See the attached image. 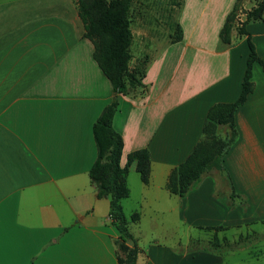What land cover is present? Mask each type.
<instances>
[{
  "label": "crops",
  "instance_id": "0c3cea01",
  "mask_svg": "<svg viewBox=\"0 0 264 264\" xmlns=\"http://www.w3.org/2000/svg\"><path fill=\"white\" fill-rule=\"evenodd\" d=\"M258 1L183 0L182 37L169 42L162 70L155 71L149 54L140 85L118 97L112 127L122 139L120 165L131 152L149 153L148 183L132 163L129 193L120 201L128 220L138 215L131 235L143 264H222L209 242L210 252L190 251V241L182 248L180 239L166 235L160 243L140 230L145 217L214 233L245 223L252 207L251 217L264 216V74L256 63L222 171L203 174L184 197L166 188L171 171L201 139L208 110L239 96L248 48L237 20ZM235 5L236 41L230 32L225 44L219 32ZM245 30L264 62V21ZM83 34L75 0H0V264H117L109 199L95 197L88 176L96 159L93 124L112 89ZM209 35L220 45L213 48ZM139 48L131 53V69L152 46ZM236 195L244 201L242 213L231 203ZM129 202L135 208L127 217Z\"/></svg>",
  "mask_w": 264,
  "mask_h": 264
},
{
  "label": "trees",
  "instance_id": "16d2710c",
  "mask_svg": "<svg viewBox=\"0 0 264 264\" xmlns=\"http://www.w3.org/2000/svg\"><path fill=\"white\" fill-rule=\"evenodd\" d=\"M79 19L84 28L83 37L93 45V59L112 89L110 102L103 107L92 128L96 149V159L89 169L88 176L95 188L97 199H109L108 216L110 224L118 232L114 242L117 264H140V253L136 240L128 231L129 221H138V215L132 214L128 220L121 208L120 201L128 196L126 177L132 163L143 184L149 179V153L145 149L137 150L126 156L120 165L122 139L114 131L112 120L118 108L119 95L126 94L129 88L140 85L144 77V63L131 69V45L133 35L130 29V8L132 0H75ZM179 6V2L177 3ZM238 5L226 17L220 32V40L228 44L230 32L235 25ZM264 21V0L245 13L238 24L237 33L246 36L248 54L245 70L240 84L238 98L232 103H217L207 112L201 139L193 147L187 158L174 168L167 180L166 188L172 195L184 197L192 184L212 169L222 171V160L234 143L237 132L234 114L253 90L251 69L254 63L261 67L264 74V62L257 56L254 46L245 30L248 23ZM182 32L177 23L175 38L170 43L180 41ZM224 127L223 139L216 135V129ZM216 240L215 236L213 237ZM131 243V247L127 243Z\"/></svg>",
  "mask_w": 264,
  "mask_h": 264
},
{
  "label": "rangeland",
  "instance_id": "374dc122",
  "mask_svg": "<svg viewBox=\"0 0 264 264\" xmlns=\"http://www.w3.org/2000/svg\"><path fill=\"white\" fill-rule=\"evenodd\" d=\"M180 1L179 12L176 20L177 3L178 0H132L130 8V29L133 35L131 53L137 54L139 47L149 44L151 49L147 48L144 56H140L137 62L133 63V68L137 67L148 61L151 56L155 55V71L162 70L160 63L162 57L169 47L170 40L175 38V29L179 18L181 17V5L183 0ZM251 5L248 4V7ZM245 10L241 14H245ZM245 16L241 17L243 21ZM241 21V22H242ZM240 23L237 20V25ZM233 42L236 41L233 38L237 35L235 29L231 31ZM209 39L213 40V48L216 45H220L219 38L217 36L209 35ZM156 52V53H155ZM142 55V53L140 54ZM132 68V69H133ZM226 134V129L220 127L216 129V135L223 139ZM232 200V201H231ZM231 203L233 205L238 204L242 213L241 204L244 202L240 197L231 196ZM129 206V207H128ZM125 205L126 216L130 214L129 210H133V204L129 202V205ZM248 220L245 223H240L236 228L228 229H216L214 233L207 230L203 231L199 228L187 229L185 225H181L177 220H168L166 223L153 224L150 219L144 218L142 224H140V230L147 235H157L159 242L162 235L168 236V239H180V247L183 248L184 244L189 242L188 249L192 250H205L204 252H210L207 247L208 242L215 246L218 251V255L221 257L222 264H264V216L261 213L255 214L254 208L248 210L246 213ZM134 223H128V231L130 234L137 233L134 227ZM220 231V232H218ZM216 238L214 240L211 237ZM144 242V239H139V246ZM171 242V241H170ZM127 245L131 247V243ZM137 261L143 264V255L139 254ZM208 263L207 261H204Z\"/></svg>",
  "mask_w": 264,
  "mask_h": 264
}]
</instances>
